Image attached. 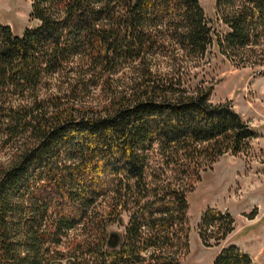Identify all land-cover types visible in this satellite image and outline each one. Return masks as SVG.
Masks as SVG:
<instances>
[{
    "label": "trees",
    "instance_id": "trees-1",
    "mask_svg": "<svg viewBox=\"0 0 264 264\" xmlns=\"http://www.w3.org/2000/svg\"><path fill=\"white\" fill-rule=\"evenodd\" d=\"M199 1L31 0L20 35L0 22V264H183L185 190L253 136L193 68L212 45L264 66V0H214L222 30ZM231 223L209 207L198 234ZM211 264L252 260L230 243Z\"/></svg>",
    "mask_w": 264,
    "mask_h": 264
},
{
    "label": "rangeland",
    "instance_id": "rangeland-1",
    "mask_svg": "<svg viewBox=\"0 0 264 264\" xmlns=\"http://www.w3.org/2000/svg\"><path fill=\"white\" fill-rule=\"evenodd\" d=\"M30 3L31 0H0V22L9 24L13 33L20 35L34 23ZM199 3L211 28L222 30L223 25L214 14V0ZM208 52L200 65L193 68L197 72L196 80L201 78L203 85L211 84L209 101L228 102L248 123L253 136L244 151L226 150L217 155L199 171L191 189L185 190L188 250L182 263L211 264L215 252L232 243L250 256L252 264H264V66L232 61L219 54L213 45ZM8 151L0 147V160L7 159ZM159 160L152 159L151 165ZM168 176L172 177L170 171ZM209 207L228 212L232 229L217 243L209 239L206 245L197 225ZM130 212L122 213L124 220ZM111 228L123 230L117 224ZM68 247L57 248L66 252Z\"/></svg>",
    "mask_w": 264,
    "mask_h": 264
},
{
    "label": "water",
    "instance_id": "water-1",
    "mask_svg": "<svg viewBox=\"0 0 264 264\" xmlns=\"http://www.w3.org/2000/svg\"><path fill=\"white\" fill-rule=\"evenodd\" d=\"M120 241L119 231L118 230H111L109 232V238L107 240L108 247H115L117 246L118 242Z\"/></svg>",
    "mask_w": 264,
    "mask_h": 264
}]
</instances>
